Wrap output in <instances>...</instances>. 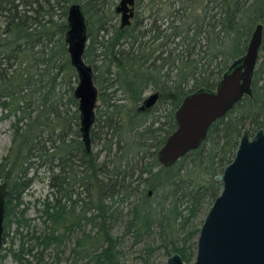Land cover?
<instances>
[{"label":"trees","instance_id":"1","mask_svg":"<svg viewBox=\"0 0 264 264\" xmlns=\"http://www.w3.org/2000/svg\"><path fill=\"white\" fill-rule=\"evenodd\" d=\"M115 1L0 0V109L14 118V145L0 164V181L8 184L4 245L14 226L20 242L11 253L17 264H63L72 237L78 239L70 264H119L112 230L120 223L134 244L157 237L158 248L171 245L191 262L200 228L184 235L185 230L220 195L215 177L233 161L246 123L253 118L255 128L264 129L263 61L253 96L217 121L198 150L171 168L156 158L177 128L173 117L183 100L201 89L215 90L245 54L254 26L264 20V0H136L139 11L124 29L116 22ZM73 4L81 5L88 21L84 61L99 91L90 152L82 140L77 72L65 42ZM149 90L171 107L163 138H154L155 122L137 121L142 116L136 108ZM41 168L52 173L39 210L44 229L25 236L23 229L31 225L26 209H19L33 183L27 176ZM181 233V240L175 238Z\"/></svg>","mask_w":264,"mask_h":264},{"label":"water","instance_id":"2","mask_svg":"<svg viewBox=\"0 0 264 264\" xmlns=\"http://www.w3.org/2000/svg\"><path fill=\"white\" fill-rule=\"evenodd\" d=\"M135 0H120L116 13L122 14L121 28L131 25ZM88 21L79 4L69 7L65 42L71 65L77 72L74 97L78 101L80 131L88 152L95 124L99 91L92 66L84 61L88 44ZM263 43V24L255 26L245 54L233 61L215 90L201 89L187 96L175 113L176 130L158 151V162L165 168L207 140L212 126L225 118L245 97L253 94L252 84ZM159 93L147 97L139 109L150 111ZM221 183L199 232L195 260L187 263L179 254L166 264H264V130L249 137V126L242 132L235 157L215 178ZM8 184H0V256L4 247Z\"/></svg>","mask_w":264,"mask_h":264},{"label":"rangeland","instance_id":"3","mask_svg":"<svg viewBox=\"0 0 264 264\" xmlns=\"http://www.w3.org/2000/svg\"><path fill=\"white\" fill-rule=\"evenodd\" d=\"M116 2V1H115ZM120 0H117L115 7L118 6ZM114 7V8H115ZM139 9L138 7L135 8V12L138 13ZM141 13V11H140ZM139 13V15H140ZM147 15L145 14L144 17ZM116 22L120 24V17L117 15ZM141 19V18H140ZM255 27V26H254ZM229 51V47L227 49ZM264 57L263 53L260 55L259 65L261 64L262 60L261 58ZM259 67V66H258ZM155 93L154 90H149L144 95L145 98L149 97L150 94ZM97 105H100V102L97 103ZM166 108L164 111L166 113L160 112V114H166V117H170L171 113V107L166 104ZM97 106V107H98ZM165 120V118H164ZM150 120H146L148 123ZM14 123V118H5L3 111L0 109V164L4 161L6 157H8L11 154V149L13 148V137L14 132L12 130V125ZM248 123V122H247ZM246 123V124H247ZM100 148H95V151H98ZM52 173L47 168H41L40 170L36 169L29 173L27 176L28 179H33V183L29 190H27L23 197V206L20 207L19 210L26 209L25 218L28 219L31 225L29 228L23 229V234L26 236L28 234H31L33 231H36L38 234L41 233L44 229V224L42 223L41 214L39 210L42 209V202L48 197L50 194V181H51ZM3 182L0 181V184ZM211 203H207L204 205L202 212L199 214L198 218L193 221V224L190 225L187 230H185L184 235L188 234L192 229L194 228H201L210 208ZM186 206L181 208V210H184ZM90 231L92 230L90 227L83 228V230ZM179 227L175 228V233H177V230ZM15 227L13 226L9 238L7 239V244L4 245V247L7 249V251H2L1 255H5L4 259L0 258V264H17L12 257L11 249L16 250L17 245L20 242V238H15ZM77 235H80L77 234ZM76 235V236H77ZM112 235L114 239H119V264H166L167 259L171 257L174 254H178L172 251V246L170 245L167 250L158 248L160 244V240H158L157 237H154L151 240H148L146 242L140 243V244H134L133 239L131 236L126 235L125 227L123 224H117L114 229L112 230ZM199 236V235H198ZM175 238L181 240L183 238L182 233L181 236L177 235ZM28 238L26 237V240ZM78 238L72 237L70 240L66 242V247L64 249V253L61 256L63 258V264H70L69 258L71 255V251L73 250L75 246V242ZM198 237L194 238V242L197 243ZM14 241V245H11V242ZM29 242V241H27ZM182 247L181 244L179 243ZM10 249V250H8ZM149 249H153L152 254L149 255L147 252ZM47 258L48 261H52L53 259V252H50ZM180 255V254H179ZM181 256V255H180ZM1 257V256H0ZM182 257V256H181ZM196 257V254H195ZM195 257L192 259L191 262L195 260ZM183 258V257H182ZM184 260V259H183ZM185 261V260H184ZM187 262V261H185ZM187 262V263H191Z\"/></svg>","mask_w":264,"mask_h":264},{"label":"flooded vegetation","instance_id":"4","mask_svg":"<svg viewBox=\"0 0 264 264\" xmlns=\"http://www.w3.org/2000/svg\"><path fill=\"white\" fill-rule=\"evenodd\" d=\"M136 6H137V3H136V0H135V4H134V16H135V8H136ZM118 16L120 17V21H121V19H122V14H118ZM134 18V17H133ZM259 23H262L263 24V43H262V47H261V51H260V55H261V53H263L262 52V49H263V46H264V20H260L257 24H256V26L259 24ZM264 56V55H263ZM260 60V59H259ZM261 60H262V62L264 61V57H262L261 58ZM262 62H261V64L259 65V61H258V64H257V67H256V72L258 71V70H260V68H261V65H262ZM259 66V67H258ZM255 72V73H256ZM254 76H255V74H254ZM262 79H264V78H262ZM254 80V79H253ZM262 83H264L263 82V80H262ZM252 90H253V88H252ZM151 95V94H150ZM149 95V96H150ZM252 96H253V94H252ZM251 96V97H252ZM145 97L143 98V100H142V102L140 103V105L136 108V112L138 113V114H140V116H142V117H137V121H139V120H150L148 123H147V125H152V123H156V124H154V129L156 130V133H155V135H154V138L155 139H158V138H163V136L165 135V129H166V126H165V123H167L168 121H169V118L168 117H166L167 115L166 114H160L159 115V113L160 112H163L164 111V109L166 108V103L164 104H161V99H162V96L159 94V99H158V102L156 103V105L150 110V111H146V112H140L139 111V109L142 107V105H143V103H144V101H145ZM178 110V109H177ZM176 110V111H177ZM176 111H175V113H176ZM163 113H166V111H164ZM175 113H174V117H173V120H174V122H175ZM164 118H165V120H164ZM176 123V122H175ZM146 125V126H147ZM177 125V124H176ZM145 126V127H146ZM246 126H249V137L252 139L253 137H254V135L259 131V130H264V129H256L255 128V119H253V118H250V120L248 121V123L246 124ZM245 126V127H246ZM145 127H142V128H139V130L141 131V130H143V129H145ZM245 129V128H244ZM176 130V129H175ZM174 130V131H175ZM173 133V132H172ZM171 133V134H172ZM170 134V135H171ZM169 135V136H170ZM168 136V137H169ZM168 137L166 138V140L168 139ZM166 140H165V142H166ZM164 142V143H165ZM164 143H163V145H164ZM162 148V147H161ZM160 148V149H161ZM159 149V150H160ZM159 150H157V152H156V158L158 157V151ZM189 155V154H188ZM185 158V157H184ZM182 160V159H181ZM157 161H158V158H157ZM159 163V162H158ZM178 163V162H177ZM176 163V164H177ZM160 164V163H159ZM175 164V165H176ZM174 165V166H175ZM161 166V165H160ZM161 167H163V166H161ZM222 174V173H221ZM220 175V174H219ZM216 178V177H215ZM216 182V181H215ZM218 183V182H217ZM221 184V183H220ZM149 196H152V192H149Z\"/></svg>","mask_w":264,"mask_h":264}]
</instances>
